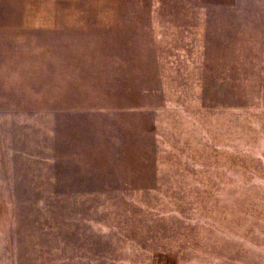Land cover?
<instances>
[{
  "label": "rangeland",
  "instance_id": "rangeland-1",
  "mask_svg": "<svg viewBox=\"0 0 264 264\" xmlns=\"http://www.w3.org/2000/svg\"><path fill=\"white\" fill-rule=\"evenodd\" d=\"M24 7L0 21V264H264V0Z\"/></svg>",
  "mask_w": 264,
  "mask_h": 264
},
{
  "label": "crops",
  "instance_id": "crops-1",
  "mask_svg": "<svg viewBox=\"0 0 264 264\" xmlns=\"http://www.w3.org/2000/svg\"><path fill=\"white\" fill-rule=\"evenodd\" d=\"M0 4H4L5 6L4 8L0 9V21L6 22V27H16L20 29L27 27V13L25 12V7L22 9V6H25L27 4V0H0ZM17 5L20 7V9H22V11L18 13L12 11L14 6L16 8ZM50 17L52 21L59 22L58 24H55L53 27H51V29L53 31L58 30L60 32L69 31L70 25L67 22L75 19L73 18L75 16L70 13H51Z\"/></svg>",
  "mask_w": 264,
  "mask_h": 264
}]
</instances>
